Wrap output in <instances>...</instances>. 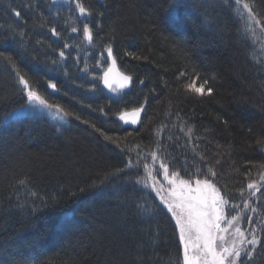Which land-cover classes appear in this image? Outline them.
<instances>
[{"label":"trees","instance_id":"obj_1","mask_svg":"<svg viewBox=\"0 0 264 264\" xmlns=\"http://www.w3.org/2000/svg\"><path fill=\"white\" fill-rule=\"evenodd\" d=\"M81 2L91 15L81 17L74 0H0V261L176 264L182 248L175 221L155 191L138 183L148 163L163 185V162L184 179H211L229 216L244 212L245 203L255 209L242 223L262 238L250 264H264V150L257 143L264 140V28L253 23V35L243 9L254 5L264 25V0H192L178 21L165 11L169 0ZM84 24L93 29L91 44ZM109 46L132 77L117 93L93 79L109 65ZM17 73L69 113L66 124L12 115L27 103ZM194 73L212 94L184 90ZM48 80L58 90L47 88ZM145 97L139 124L118 120ZM152 151L155 165L150 156L137 163L138 152ZM250 182L259 191L248 189Z\"/></svg>","mask_w":264,"mask_h":264},{"label":"snow or ice","instance_id":"obj_2","mask_svg":"<svg viewBox=\"0 0 264 264\" xmlns=\"http://www.w3.org/2000/svg\"><path fill=\"white\" fill-rule=\"evenodd\" d=\"M74 2L75 8L81 17L91 15L90 9L86 8L81 0H74ZM234 2L240 5L242 0H234ZM28 6L31 7V4ZM194 6L192 0H169L168 8L165 11L169 13L173 21H178L179 11L182 8ZM253 7L254 5L243 3V9L247 12V20L249 22L247 28L252 30L253 35H255V29L252 27L253 23L260 25L262 28H264V25H261V20L253 10ZM237 11L240 12V9H237ZM15 15L19 17L20 12L16 11ZM71 31L75 33L78 29L72 27ZM17 34L20 36L24 35L23 32ZM51 34L57 37L60 35L55 27L51 28ZM83 36L89 44L92 43L93 29L88 24L83 25ZM69 47V44H64L63 49L59 51L60 58L65 57L64 49H68ZM106 52L107 57L112 59V64L104 71L103 76L94 77V81H102L103 85L112 92L127 88L132 83V77L116 70V60L113 56L111 46L106 48ZM3 55L0 52V57ZM127 55L137 60L147 59V57H139L133 52H129ZM5 59L10 61L11 57H5ZM57 62L56 60L52 61L53 64ZM97 66H101L99 61H97ZM83 71H86V69ZM17 74L19 75V73ZM180 75L183 77L187 73L182 72ZM116 77L118 79H114ZM199 80V73H194L191 81L184 85V90L199 95H204L205 93L212 94L213 88L207 86L208 81L204 80L203 83H199ZM19 83L23 85V91L26 93L27 103L29 105H39L49 109L55 108L58 114H62L61 119L69 115L59 105L50 104L36 88L30 86L29 81L24 76L19 75ZM114 83H118L119 88L114 87ZM140 83L142 84L143 81H140ZM46 86L47 88L58 90L57 84L53 80H48ZM91 87L94 90L96 84L92 83ZM146 103L147 97H145V102L139 107L133 108L131 111L118 112L116 114L118 120L124 124H138L141 119V113L146 110ZM84 123H88V121H84ZM93 127L95 126L93 125ZM191 132L192 128H189L187 134L190 135ZM104 138L106 140L111 139L107 135ZM257 143L264 150V140L258 141ZM149 156L151 157L153 165H155L159 160L156 151L143 155L138 152L137 163H139L141 158L147 160ZM132 166L133 162L129 160L126 167L130 168ZM143 169L146 176L140 178L138 183H143L145 187H150L155 191L159 200L166 207L167 212L171 214V218L175 221V227L178 229V244L182 248V256L176 261V264H250L253 259V254L262 243L260 231L256 227H252L249 232L251 238L248 239L245 236V231H242L238 224L233 227L234 222L239 220V216H233L230 220L225 219L224 205L228 204V200L221 196L220 189L217 188L211 179H184L178 171L170 172L168 164L159 162V170H162L163 180L169 185L165 190L164 186L157 180V177L153 175L154 169L152 165L145 163ZM117 171L123 172L124 169H117ZM208 173L212 177L216 175L215 171L211 168L208 169ZM261 180H264V174H261ZM18 183L24 185L26 181L20 180ZM247 187L248 189H256L259 191L256 182H250ZM252 195L254 196L255 192ZM244 207L247 208L248 204L245 203ZM32 210L35 211L36 209L33 208ZM248 219L251 223V217ZM221 221H225L227 227H222ZM261 223H264V221ZM230 228L233 230L231 231L232 239L229 241L226 239L225 234L229 233ZM248 246H251V248L249 249ZM242 257L244 258L243 260ZM0 264H7V262L0 261ZM25 264H27L26 261Z\"/></svg>","mask_w":264,"mask_h":264},{"label":"rangeland","instance_id":"obj_3","mask_svg":"<svg viewBox=\"0 0 264 264\" xmlns=\"http://www.w3.org/2000/svg\"><path fill=\"white\" fill-rule=\"evenodd\" d=\"M57 1H63V0H57ZM108 67L105 68V70L107 69ZM104 70V71H105ZM114 87H117L119 88V85L118 83H114ZM120 91V90H119ZM118 92V91H117ZM117 92H114V93H117ZM27 113H38V114H44L46 115L47 117H49L51 120H53L54 122H57L59 124H66V117H63V119H61V115L62 114H58L56 110L54 109H49V108H44L43 106H39V105H29L28 103H26L23 107L19 108V109H16L12 115L14 116H19V115H23V114H27ZM165 190L169 187V185L167 184V182L165 181L164 184H163ZM221 193V191H220ZM257 193V191H256ZM221 196L224 197V195L221 193ZM225 198V197H224ZM226 199V198H225ZM228 205L229 204H226L224 205V216H225V219L226 220H230L232 217L229 216L228 214ZM253 215L254 214V211H253V208H251V205H248L247 208H245L244 212H241L240 214H237L236 216H239V220L237 222H234V225L233 227H235L237 224L238 226L241 228L242 231H245V236L246 238L250 239L251 236L249 235V232L251 230L252 227H256V226H253L251 225L250 226V230H245L243 228V223H242V220L243 218L245 217V215L249 216V215ZM221 226L222 227H227L225 221H221ZM257 228V227H256ZM233 229H229V233L225 234L226 235V239L227 240H231L232 237H231V231ZM249 249L251 248V246H248Z\"/></svg>","mask_w":264,"mask_h":264},{"label":"water","instance_id":"obj_4","mask_svg":"<svg viewBox=\"0 0 264 264\" xmlns=\"http://www.w3.org/2000/svg\"><path fill=\"white\" fill-rule=\"evenodd\" d=\"M108 61H109V65H108V67L112 64V59L111 58H108ZM116 70L118 71V72H120V73H122L121 71H120V69H119V67H118V64H117V62H116ZM126 75V74H125ZM114 79H118V77H116V78H114ZM132 84V83H131ZM131 84L128 86V87H130L131 86ZM129 111H131V110H129ZM143 115H144V112H142L141 113V119L143 118ZM141 119H140V121H141ZM121 122V121H120ZM121 123H123V122H121ZM140 123V122H139ZM138 123V124H139ZM124 124V123H123ZM125 125H127V126H133L132 124H125ZM137 125V124H136Z\"/></svg>","mask_w":264,"mask_h":264}]
</instances>
